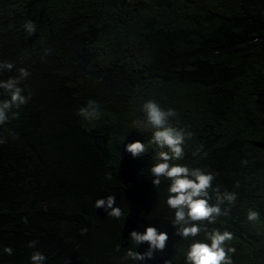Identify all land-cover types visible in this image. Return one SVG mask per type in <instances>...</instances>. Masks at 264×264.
<instances>
[{"label": "trees", "instance_id": "obj_1", "mask_svg": "<svg viewBox=\"0 0 264 264\" xmlns=\"http://www.w3.org/2000/svg\"><path fill=\"white\" fill-rule=\"evenodd\" d=\"M0 63L13 66L0 81L28 73L26 103L0 125V264L34 250L45 264H134L129 233L147 226L168 240L143 264H185L168 181L149 172L160 149L130 126L147 99L175 109L188 133L175 163L212 173L209 203L213 188L236 195L199 223L233 233L232 264H264V0H0ZM90 99L100 114L87 122ZM108 195L119 218L94 206Z\"/></svg>", "mask_w": 264, "mask_h": 264}, {"label": "clouds", "instance_id": "obj_2", "mask_svg": "<svg viewBox=\"0 0 264 264\" xmlns=\"http://www.w3.org/2000/svg\"><path fill=\"white\" fill-rule=\"evenodd\" d=\"M24 28L31 33L34 25L26 22ZM11 63H0V68L10 70ZM28 75L24 68L19 69L17 77H9L0 81V95L6 96L0 99V125L5 124L10 117L16 116L14 109L26 103V96L22 94L23 89L19 86L20 81ZM142 119H133L130 126L137 130H146L151 133V143L160 151L154 157L149 168L152 176V184L159 185L161 179L168 181L165 200L166 205L172 210L170 225L175 229L181 239L189 241L186 248H182L185 264H232L231 253L234 248L225 242L233 239V233L228 230L217 228L208 229L200 221H207L211 225L218 216L227 215L228 208L221 209V205H231L236 199L235 193L219 192L215 188V203H209V188L213 180L210 172L200 168H191L187 164H178L175 161L183 158V148L185 138L188 136L183 129L173 126L170 117L175 115L174 108H164L155 100H144L139 106ZM98 104L94 100H88L85 106L78 109V115L87 122L94 121L99 116ZM144 150V145L140 141H133L126 145V151L132 156H136ZM115 197L108 195L96 199L94 206L103 208L108 215L119 218L122 210L119 206H114ZM259 212L255 209H248L246 220L257 221ZM202 234V236L200 235ZM129 240L136 246L126 250L125 255L136 264H143L145 260L152 258L153 251H162L168 240V233L157 227L147 226L143 232L133 230L129 233ZM34 241H30L28 247H33ZM147 243V250L137 251L139 245ZM4 252L11 254L12 249L5 247ZM46 256L39 250L32 251L28 257V264H45ZM165 264L170 262L165 261Z\"/></svg>", "mask_w": 264, "mask_h": 264}]
</instances>
